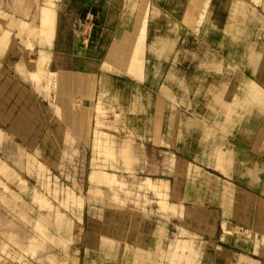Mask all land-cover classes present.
I'll list each match as a JSON object with an SVG mask.
<instances>
[{
  "label": "crops",
  "instance_id": "0c3cea01",
  "mask_svg": "<svg viewBox=\"0 0 264 264\" xmlns=\"http://www.w3.org/2000/svg\"><path fill=\"white\" fill-rule=\"evenodd\" d=\"M48 1L57 5L53 37L50 42L44 43L32 40L36 57L31 59L29 49L25 54L24 48L21 60L26 62L25 72L33 71L38 51L43 50L46 56L44 67L54 73L52 81L55 84L49 94L45 89L37 91L35 87L28 92L37 93L44 99L48 98L47 95L53 98V94L57 93L62 116L60 122L52 119V126L83 127L76 131L75 138L68 132L65 138V130L61 128V141H91L89 152L86 150L84 154L91 158L87 177L88 184H91L89 191L95 193L100 190L97 185L109 189L124 187L125 183L117 175L137 172L139 167L142 168L140 163L144 157H163L166 153L178 163L181 159L191 163L192 159L198 158L199 153L191 145L194 140L189 136L181 139L183 135H180V126L184 123L179 114L178 94L184 80L183 76L180 77L178 31L183 26L196 29L205 14L211 13V9L207 10L210 0ZM253 1L262 3V0ZM165 18L167 28L164 26ZM164 29L177 31V37H164ZM20 45L23 46L22 43ZM169 47L171 53L167 55ZM250 57L249 75L243 77L234 92L245 94L242 101L237 102L240 106L236 108L242 112L236 117L235 125L251 127L247 134L237 137L252 147L257 146L264 136V118L260 121V115L254 113L258 108L264 112V88L255 80L260 75L255 64L259 60L255 54ZM12 62L15 63V59ZM165 62H171L167 73L164 72ZM184 67L190 69L191 65L188 63ZM188 73L190 76L191 71ZM169 77L172 79L171 86L165 83ZM186 87L190 88V85ZM221 87V94L228 93V85ZM220 103L227 105L225 98H220ZM104 110L108 118L101 120ZM165 111H170L169 115H165ZM72 112L76 118H72ZM100 126L115 129H100ZM50 136L46 134L43 141L53 142ZM131 145H138L139 156ZM258 156L252 160L250 167L238 161L236 166L240 171L231 170L236 180L227 181L237 192L250 195L251 199L257 197V201L259 193L264 194V176L261 177L264 170L260 169ZM114 157H120L124 170L111 169L116 166L106 169ZM222 157L219 155L216 158L215 166L220 169L213 168L222 175L224 171L230 174L228 167L222 164ZM137 158L140 159L139 164L134 163ZM25 168L28 173H36L43 191L34 188L48 199L47 193H51L52 189L46 180L49 176L47 178L44 166L27 160ZM146 173L149 176H145L138 188L154 191L160 208L166 212L157 209L129 212L114 203L110 204L106 215L103 213L106 217H102L95 208L98 203L88 202L82 196L66 191V197L55 205L62 215L74 224L83 223L84 209L90 205L95 209L92 212L95 219L86 218V221L92 225L98 218L107 222L101 232L91 225L86 231V245L76 249V256L70 259L69 264H264V233L235 232L231 222L233 217L229 219L228 209L232 199L229 202L228 199L220 200L221 208L211 209L206 206L212 204L209 199L198 202L189 193H182L178 168L171 169V179L153 177L157 171L149 167H146ZM57 191L54 188V194ZM166 195L169 196L168 201ZM186 199L191 203L185 204ZM233 203H237L236 198ZM185 205L192 213L193 231L182 233L185 238L180 239L179 220ZM65 209L71 211L72 217ZM236 216L238 218V214ZM95 235L108 239L107 246L94 245L88 239ZM53 236V242H64L67 249L69 238L66 234ZM55 239L59 240L56 242ZM2 247L5 248L4 243Z\"/></svg>",
  "mask_w": 264,
  "mask_h": 264
},
{
  "label": "rangeland",
  "instance_id": "374dc122",
  "mask_svg": "<svg viewBox=\"0 0 264 264\" xmlns=\"http://www.w3.org/2000/svg\"><path fill=\"white\" fill-rule=\"evenodd\" d=\"M41 1L0 0V16L2 14L1 17L5 18V23L2 22L0 29L10 35L5 44L0 46V67H2L0 68V181L6 180L5 185H1L3 181L0 183V264H55L62 260L68 264L70 259L75 257L76 249L86 245V231L92 225L90 221H86V218L95 219L92 214L95 209L93 210L90 205H86L84 209L85 221L73 224L72 239L67 247L68 253L63 252L64 248L59 247L53 242L54 240L42 239V241L32 226L34 224L32 222L39 215L38 213L45 212L39 208V205L45 203L59 205V200L66 197V191H72L88 202L98 203L95 208L97 213L102 215L103 213L106 215L110 204L114 205V203L129 212L141 213L147 209L150 211L157 209L162 212L157 201L159 199L154 191L138 188V184L144 180L145 176H149L146 173V167L157 171L152 175L153 177L165 179H171V169L178 168L182 193L185 195L189 193L190 197L194 196L195 201L198 202L204 198L209 199L212 204L206 206L211 209H220V200L228 199L229 202L232 199L228 209L229 219L233 217L231 222L235 232L264 233V194L259 193L258 201L257 197L252 200L250 195L237 192L227 183V181L236 180L231 170L234 172L239 170V167L236 166L238 161L250 167L252 160L259 154L260 169L264 170V136L257 146L252 147L247 141H241L237 137V135L247 134L251 127L245 124L235 125L236 117L242 112L241 109L236 108V106H240L237 102H241L245 94L234 92L238 90L237 86L244 80L243 77L249 75L248 70L250 71L252 62L248 59L253 54L259 60L255 61V64L257 65L256 72L259 69L260 75L255 80L264 88V0L258 4L253 0H210L211 3L207 10L211 9V13L205 14L206 17L196 29H187L182 25L183 28L180 27L178 31L180 77L183 76L184 80V86L181 87L178 94L179 114L181 122L184 123L180 126V135H183L181 139L189 136L194 140L191 145L199 153V157L188 159L191 160V163H187L183 159L178 163L177 160L167 157L166 153L163 157H144L140 163L142 168L138 166L137 172L117 175V178L125 183L124 187L116 186L114 189H109L103 185H97L96 187L100 190H96L95 193L89 191L91 184H88L87 179L91 169V158L84 155L86 150L89 152L91 141L72 140L67 142L65 139L64 141L60 140L61 128L65 130V138H67V132L75 138L76 131L83 127L76 125L52 126L50 124L52 119L60 122L62 116L61 110L58 109L57 93L53 94V98L51 95H47L48 98L44 99L37 93L28 92L33 91L34 87L38 91V88L30 78L34 70L25 72L26 62H23L21 57L24 48H26L24 49L25 54L29 49L31 59L36 57L32 40L37 38L40 28L37 26L36 18L38 17H34L36 19L34 20V15L31 14L35 13L33 11H35V7L37 8V3ZM24 6H27L29 12H32L30 15L25 11H22L23 14L21 12L13 15L12 12L16 8ZM166 21L165 18V28L168 27ZM24 23L25 27H23ZM31 25L34 29L32 28L33 31L30 32L31 28L28 27ZM176 32L164 29L162 33L164 37L171 38L177 37L178 32ZM37 39L42 43L48 41ZM18 43H22L23 46H18ZM170 48L167 49L169 52L167 55L171 53ZM41 53L45 56L44 52ZM13 59H15V63L12 62ZM45 61L46 56L43 63ZM187 62L191 65V70L184 67L185 64H188ZM30 63L33 65L32 61ZM13 64H15L14 68ZM170 67L171 62H165L164 72L170 71ZM40 68L45 69L44 64ZM189 71H191L190 76L188 75ZM171 81L170 77L165 79V83L169 86H171ZM187 85H190V88H187ZM222 85L229 86L228 93L221 94L219 92ZM49 91L47 90V92ZM220 98H225L227 105H221ZM243 112V116H245V111ZM166 113L169 115L170 111H165V115ZM254 113L260 115V121H262L264 112L258 108L254 110ZM81 116L80 112L79 117ZM72 118H76V114L73 112ZM105 118H108L106 110H104L101 120ZM102 127L115 129L110 126H100L99 128ZM46 134H51L50 137L54 141L45 143L43 139ZM109 138L113 139L111 136ZM115 144L118 148V144ZM131 148L139 156L138 145H131ZM219 155L224 156L222 164L228 167L230 174L224 171L222 175L214 170L213 167H217L215 166L216 158ZM103 158L104 156H102ZM114 158V161L109 162L106 169L116 166L111 169L124 170L120 157ZM138 158L134 163L140 161ZM27 160L34 161L35 164L40 162L44 166L47 178L49 176L46 180L52 189L51 193H47L50 201L46 200L45 195L38 191H43V189L37 182L36 173L31 172V174L26 171ZM217 168L220 169L219 166ZM4 173L7 174L8 179L2 177ZM263 176L264 174L261 175V177ZM41 181L42 179H40ZM54 188L58 189L56 194H54ZM164 192L167 194V188L164 189ZM168 198L169 196L166 195V201L169 200ZM235 198L236 204L233 203ZM21 201H23V206L18 208ZM190 201L186 199L185 204L191 203ZM7 202L14 211L6 209ZM187 208V205L183 207L179 220L180 239L185 238L182 233H188V230L193 231L192 220H190L192 213ZM17 209L27 214L31 221L28 220V223L19 217L16 214ZM64 211L72 217L70 210L65 209ZM104 215L102 217H106ZM101 223L102 226H100ZM105 223H107L106 220L102 222L98 218L92 227L101 232ZM4 232H13L15 236L11 239ZM50 234L56 233L50 230ZM34 237L40 241L41 246H37L35 253H31L27 250V245ZM53 238L52 236L51 239ZM88 239L94 245L107 246L108 243V239H102L96 235L92 238L88 237ZM3 243L5 248L2 247ZM50 257H54L57 261H50Z\"/></svg>",
  "mask_w": 264,
  "mask_h": 264
},
{
  "label": "bare ground",
  "instance_id": "6f19581e",
  "mask_svg": "<svg viewBox=\"0 0 264 264\" xmlns=\"http://www.w3.org/2000/svg\"><path fill=\"white\" fill-rule=\"evenodd\" d=\"M21 1V0H20ZM41 1V0H40ZM19 2V1H18ZM14 3V2H13ZM56 3L52 2V1H48V0H42L40 3H37V9L35 7V13L31 14L29 12V8L27 6H24V7H19V8H16V10H14L12 13L13 15L14 14H17V13H21L22 11H25L26 14L28 15H34L33 16V19L34 17H38L36 18L37 19V26L40 28L39 32L37 33V38H41V39H45L46 41L48 40L50 42V40L52 39L53 37V33H54V25H55V17H56ZM4 14V12H3ZM23 14V12H22ZM12 15V14H11ZM28 15H25V16H28ZM2 16V14H1ZM0 16V25H2V22L4 21L5 23V18H2ZM29 17V16H28ZM34 19V20H36ZM13 20V19H12ZM25 20V19H24ZM14 21V20H13ZM6 22L8 23V21L6 20ZM33 23V22H32ZM35 23V21H34ZM16 25V23H15ZM29 25V24H28ZM35 25V24H34ZM33 25H31V27L29 26L28 28L30 29H34V27H32ZM23 27H25V23L23 25ZM22 27V28H23ZM1 28V27H0ZM20 28V27H19ZM10 29V28H8ZM21 29V28H20ZM19 29V30H20ZM24 29V28H23ZM30 29V32L33 31V29L31 30ZM3 30V29H2ZM37 30V29H36ZM10 31V30H9ZM8 31V32H9ZM12 31V30H11ZM33 33V32H32ZM18 34V33H17ZM26 35V34H25ZM19 36V35H18ZM21 36V34H20ZM19 36V37H20ZM30 37V36H29ZM8 38H10V35L7 34L6 31H1L0 29V46L5 44L6 40H8ZM21 38V37H20ZM36 38V39H37ZM29 39V38H27ZM26 39V40H27ZM24 40V39H23ZM38 40V39H37ZM22 41V40H21ZM35 41V39H34ZM41 41V40H40ZM47 41V42H48ZM44 42V40H43ZM42 43V42H41ZM46 47V46H45ZM39 56L38 58L34 61L35 62V69L33 71V73L30 75V78L36 83V87L41 90V89H45L46 91L50 90L53 88L54 86V82L52 81L53 77H54V73L53 72H49L47 69H44V68H40V66H43V59H44V55L43 53V50L40 49L39 50ZM7 61V60H6ZM32 61V60H31ZM9 63V62H7ZM11 65V64H10ZM3 66V65H2ZM19 66V65H18ZM4 67V66H3ZM21 67V66H19ZM2 68V67H0ZM12 69V67H11ZM10 71V70H9ZM13 72V71H12ZM13 75V74H12ZM15 75H16V71H15ZM57 80V79H56ZM43 81L45 82V84L43 85ZM48 93V92H47ZM49 94V93H48ZM49 100V99H48ZM114 161V160H113ZM8 165V164H6ZM9 166V165H8ZM7 166V167H8ZM10 168V167H9ZM2 177L4 178H7V174L4 173V175L2 174ZM8 179V178H7ZM1 181H3L1 183ZM0 183L1 185H5L6 183V180H1ZM46 198V196H45ZM22 200V199H21ZM47 200V198H46ZM23 201H21L18 205V208L19 206H23L22 204ZM8 205H10L8 202H7V205L6 206V209H10L12 211H14L13 209H11ZM39 208L45 212L43 213H38L39 215L37 216V219H35L32 223H34L32 226L34 228V230L37 232L36 234H38L37 236L42 240L44 239H48L50 241H53L52 236L53 234H50V230H52V232H55L56 234H66L69 238V243L71 241V229L73 227V221L66 217L65 215H62L58 208L53 205L52 203H45L44 205H39ZM21 209V208H20ZM26 212V211H25ZM27 213V212H26ZM14 214V213H13ZM19 217H21L22 219L26 220L28 222V220L31 221V218H29L27 216V214H25L22 210H19L17 209V213H16ZM1 222V221H0ZM23 222V221H22ZM29 223V222H28ZM4 233H7V236H9L11 239L14 238V234L13 232L11 233H8V232H4ZM35 235V234H34ZM5 236V235H4ZM66 236V237H67ZM33 237V236H32ZM54 237V236H53ZM81 239V238H80ZM42 240V241H43ZM56 240V239H55ZM59 240V239H58ZM56 240V241H58ZM15 241V239H14ZM58 245L59 247L61 248H64V251L63 252H67V249H66V243L64 242H60L58 241ZM77 243V242H76ZM81 243V242H80ZM75 244V243H74ZM66 245V246H65ZM37 246H41L40 245V241H38L36 239V237H34L33 239L31 238L28 245H27V250L28 251H31V253H35L36 251V248ZM47 246V245H45ZM53 246V245H52ZM80 246V245H79ZM74 248V247H73ZM42 250V249H41ZM45 251V250H44ZM70 252V251H69ZM57 253V252H56ZM74 255V254H73ZM50 256V255H49ZM66 256V255H65ZM64 256V257H65ZM76 256V255H75ZM68 257V256H67ZM48 258V257H47ZM50 261H57L55 260L54 257H50L49 258ZM49 261V260H48ZM68 262V260H67ZM78 262V261H77ZM55 264H66L65 261H59ZM69 264V263H68Z\"/></svg>",
  "mask_w": 264,
  "mask_h": 264
}]
</instances>
